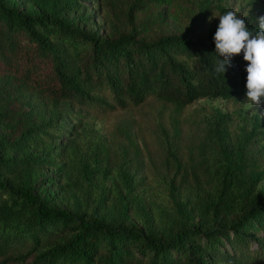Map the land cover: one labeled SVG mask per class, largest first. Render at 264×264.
I'll return each mask as SVG.
<instances>
[{
	"label": "trees",
	"instance_id": "trees-1",
	"mask_svg": "<svg viewBox=\"0 0 264 264\" xmlns=\"http://www.w3.org/2000/svg\"><path fill=\"white\" fill-rule=\"evenodd\" d=\"M213 1L219 15L233 10L224 0ZM101 2L107 11V30L99 35L55 12L34 14L0 0V106L24 89H36L49 100L71 101L81 111L116 112V116L131 106L142 109L163 102L185 107L204 97L246 95L243 53L226 65L224 74L215 70L221 59L214 42L219 18L196 38L147 36L163 22L157 3H169L180 12L194 0ZM143 5L149 9L139 26L137 9ZM211 7L209 0L199 4L200 12ZM237 14L250 30L259 28L254 15ZM228 118L220 115L217 132ZM152 121L153 138L141 137L146 154L131 126L122 120L113 126L128 142L132 166L166 175L173 190L208 189L210 133L190 135L181 119L166 121L161 111ZM261 134L264 118L255 115L245 137L251 142ZM29 136L31 144H38L34 133ZM250 152L240 154L238 177L244 190L240 210L227 216L216 207L200 223L177 226L167 239L137 223L107 220L94 211L77 214L44 205L21 170L25 164L20 163L29 158L0 153V264H209L204 255H193L194 243L219 264H264V240L254 234L264 231V194L254 190L262 161ZM9 174L21 177L22 183L10 187L4 179Z\"/></svg>",
	"mask_w": 264,
	"mask_h": 264
},
{
	"label": "rangeland",
	"instance_id": "rangeland-1",
	"mask_svg": "<svg viewBox=\"0 0 264 264\" xmlns=\"http://www.w3.org/2000/svg\"><path fill=\"white\" fill-rule=\"evenodd\" d=\"M4 1L34 14L55 12L88 32L102 35L107 30V11L101 0ZM209 1L212 7L206 12L199 10L203 0L180 7V12L169 3H157L163 22L147 36L198 37L219 16L213 6L215 1ZM224 2L242 15H254L253 21L264 16V0ZM148 9L147 5L137 9L141 17L137 18L139 26L142 19H147ZM158 111L166 121L177 116L190 135L210 133L207 161L212 182L208 189L173 190L166 175L148 167L139 171L132 166L128 142L113 126L121 120L131 126L135 140L146 154L141 137L153 138L152 119L157 118ZM119 113L116 116V112L81 111L71 101L49 100L36 89H24L1 103L0 153L16 159L29 158L28 166L25 160L20 163L25 164L21 170L44 205L59 206L77 214L94 211L107 220L137 223L165 239L173 235L177 226L200 223L205 213L211 215L216 207L222 208V214L227 216L240 210L244 198L238 177L242 151H251L253 158L261 157L258 160L262 161L263 171L254 190L256 194H264V134L251 142L245 137L253 128L254 116L264 118V105L250 109L246 95L230 99L204 97L185 107L158 102L142 109L131 106ZM222 113L229 118L217 132V119ZM33 133L38 137L36 145L30 142L29 134ZM144 162L147 163V157ZM4 179L14 188L22 183L17 175L9 174ZM254 234L264 240V231ZM193 245L194 256L204 255L206 263L219 264L196 243Z\"/></svg>",
	"mask_w": 264,
	"mask_h": 264
},
{
	"label": "clouds",
	"instance_id": "clouds-1",
	"mask_svg": "<svg viewBox=\"0 0 264 264\" xmlns=\"http://www.w3.org/2000/svg\"><path fill=\"white\" fill-rule=\"evenodd\" d=\"M219 24L214 34L216 53L221 59L216 71L225 73L226 65L243 53L247 61L246 99L251 109L264 105V16L258 18L259 28L250 30L244 18L229 10L219 15Z\"/></svg>",
	"mask_w": 264,
	"mask_h": 264
}]
</instances>
